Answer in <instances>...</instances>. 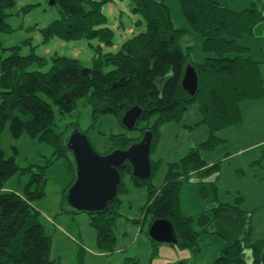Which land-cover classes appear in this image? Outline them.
Wrapping results in <instances>:
<instances>
[{"label":"trees","instance_id":"1","mask_svg":"<svg viewBox=\"0 0 264 264\" xmlns=\"http://www.w3.org/2000/svg\"><path fill=\"white\" fill-rule=\"evenodd\" d=\"M107 1L56 0L61 6V17L43 28L46 38L87 39L95 51L90 72L83 70L78 58L62 55H55L52 65L42 69L47 58L34 52L24 55L20 53V45L7 48L10 53L4 56L5 48L0 40V264L61 263L59 257L52 255L53 234L33 203L46 193L44 168L49 164L38 165L40 171L33 169L36 164L21 167L14 154H6L1 135L9 124L13 137L27 133L53 146L58 157L67 156L61 138L70 125L77 123L71 122L64 130L57 131L54 105L65 115L75 109L77 100L83 97L93 106L94 119L100 114L112 113L120 121L132 105L144 108L134 130L128 131L122 126L124 131L108 134L111 142L108 151L140 140L145 130L153 132L151 176H135L127 162L120 168L122 179L116 198L106 210L89 213L101 250L111 252L115 249L116 221L124 216L120 207L123 195L129 192L130 181L148 192L141 209L145 217L150 216L149 227L156 218H168L173 222L178 241L171 244L199 251L203 232L215 233L227 243L212 264H264V236L251 240L252 214L242 207L244 198L238 196L234 204L219 200L218 178H211L218 175L220 161L211 164L203 156V152L214 150L225 142L219 135L221 129L242 124L243 101L264 96L260 62L253 58L249 46L240 43V38L252 33L257 23L264 19V0H253L241 10L217 0H179L187 27L175 26L171 9L164 0H131L132 11L141 16L136 25L145 26V29L124 40L118 51L103 52V44H111L114 39V30L108 26V17L103 11ZM14 3L15 0H0V31L11 29L6 17L7 9ZM189 33L202 38V49L207 55L201 61L194 60L191 47H183L180 42ZM92 40H97V44ZM35 63L40 67L33 66ZM190 63L195 65L199 76L196 95H190L182 86L185 68ZM107 65L111 67L105 69ZM195 104L201 120L194 126L206 125L208 136L191 144L178 160L169 161L163 183L158 186L154 180L162 161L155 160L153 153L158 147L161 127L179 122L183 113ZM134 132L138 134H132ZM70 165L75 178L74 165L72 162ZM26 172L32 174L21 192L5 189L10 177ZM193 178L202 181H192ZM183 179L201 183L202 194L208 199L198 218L202 230L194 227L193 216L182 213ZM205 182L212 184V195L203 185ZM66 190L61 201L63 207ZM84 254L82 246L78 264H86ZM177 264L190 263L182 260Z\"/></svg>","mask_w":264,"mask_h":264},{"label":"rangeland","instance_id":"2","mask_svg":"<svg viewBox=\"0 0 264 264\" xmlns=\"http://www.w3.org/2000/svg\"><path fill=\"white\" fill-rule=\"evenodd\" d=\"M164 1L171 9L175 26L187 27L188 21L182 13L180 1ZM217 1L235 10L244 9L253 2ZM132 7L131 0H109L103 4V11L108 17L107 24L114 30L113 43L103 44V52L118 51L124 40L145 29V26L136 25L141 16L134 13ZM7 14L6 20L11 29L0 31V40L5 48L4 56L10 53L7 48L20 45V53L24 55L34 52L47 58V64L42 69H48L52 65L55 55L75 57L84 67L93 66L95 51L87 39L67 40L58 36L46 38L43 28L61 17V6L58 3H51L50 0H15L14 5L7 9ZM199 38L198 34L191 33L181 40V44L191 45L193 56L205 54ZM97 42L92 40L95 45ZM240 43L250 47L251 55L260 62L264 76V19L257 23L252 33L240 38ZM33 66L40 67L37 63ZM110 67L107 65L105 69ZM54 108L57 131L64 130L69 123L75 122L83 131H88L94 147L101 153L111 147L108 134L124 131L120 121L112 113L100 114L94 119L93 106L85 97L78 99L76 108L65 115L60 113L56 105ZM241 109L242 124L221 129L219 135L225 142L217 145L214 150L203 152V156L208 162L212 161L211 164L220 161L219 177L216 180L219 200L234 204L238 196L244 198L242 207L252 214L251 240L256 241L264 236V96L257 100L243 101ZM94 123L95 127H92ZM132 134L136 135L138 132ZM1 143L6 154H14L21 167L36 164L33 169L40 171L42 169L38 165L49 164L44 168L46 193L43 197L34 199L33 203L41 211V220L47 225L48 231L53 234L52 255L60 258V264H78L82 246L85 249L86 264H177L182 260L190 264H212L227 243L222 236L210 232H203L199 251L152 241L147 231L150 216L145 217L141 209L148 199V192L143 187H136L120 207L124 216L116 221L118 240L115 249L111 252L101 250L89 213H74L61 205L64 190L75 179L70 158L58 157L53 146L42 143L27 133L18 138L13 137L9 124L1 135ZM154 155L155 152L153 158ZM49 160L53 162L49 163ZM158 173L156 176L160 177ZM31 174H15L8 179L6 186L22 191ZM203 185L207 186L212 195V184L205 182ZM201 186V183L183 179L180 191L182 213L194 217V227L198 230H202L198 218L208 200L203 196ZM155 247H158L157 253H154Z\"/></svg>","mask_w":264,"mask_h":264},{"label":"water","instance_id":"3","mask_svg":"<svg viewBox=\"0 0 264 264\" xmlns=\"http://www.w3.org/2000/svg\"><path fill=\"white\" fill-rule=\"evenodd\" d=\"M83 70L90 72L91 68L83 67ZM182 86L190 95H196L199 90L198 72L192 63L185 68ZM143 112L144 108L139 104L132 105L121 116L122 126L128 131L134 130ZM152 138L153 132L148 129L144 131L140 140L132 142L129 146L115 147L101 153L94 147L88 133L79 125L70 126L61 138L67 157L75 169V179L65 192L66 210L74 213L106 210L118 194L122 179L120 168L127 162L131 164L135 176L149 178L152 174ZM214 179L216 178H211ZM192 181L198 182L202 179L193 178ZM149 235L159 242L178 241L175 226L168 218H156L150 224Z\"/></svg>","mask_w":264,"mask_h":264},{"label":"crops","instance_id":"4","mask_svg":"<svg viewBox=\"0 0 264 264\" xmlns=\"http://www.w3.org/2000/svg\"><path fill=\"white\" fill-rule=\"evenodd\" d=\"M187 35L188 34L184 35L181 40L187 37ZM199 39L201 41V45L202 38ZM181 40L180 42L182 43ZM186 46L191 47V45ZM186 46L183 45V47ZM205 54L199 53L194 56L192 55V58L196 61H201L205 58L203 57ZM200 120L201 114L199 112V107L197 104H195L183 113V116L179 122H169L161 127V137L154 155L155 160L162 161V165L158 171L160 177L156 176L154 180L158 186L163 183L164 176L167 171V163L169 161L178 160L179 157L189 149L191 144L201 142L207 138L209 132L206 125L199 124L194 126ZM211 162L212 161L209 163ZM213 177L218 178L219 174ZM128 186L129 192L123 195L122 206L125 204L126 196L131 193L132 189L136 188L130 181H128ZM5 189L21 192L18 189H11L7 186H5Z\"/></svg>","mask_w":264,"mask_h":264}]
</instances>
